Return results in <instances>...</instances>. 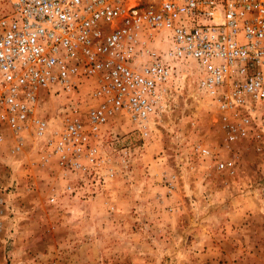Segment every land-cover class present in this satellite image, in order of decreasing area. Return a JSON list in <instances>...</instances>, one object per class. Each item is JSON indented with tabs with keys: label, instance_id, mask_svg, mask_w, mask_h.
Masks as SVG:
<instances>
[{
	"label": "built area",
	"instance_id": "obj_1",
	"mask_svg": "<svg viewBox=\"0 0 264 264\" xmlns=\"http://www.w3.org/2000/svg\"><path fill=\"white\" fill-rule=\"evenodd\" d=\"M6 2L0 165L5 146L18 167L56 168L63 193L103 188L114 175L103 146L110 123L123 114L147 136L182 90L181 67L214 107L229 145L264 133V0ZM52 96L55 117L43 106ZM195 149L233 172L232 159ZM25 151L31 157L22 161Z\"/></svg>",
	"mask_w": 264,
	"mask_h": 264
},
{
	"label": "rangeland",
	"instance_id": "obj_2",
	"mask_svg": "<svg viewBox=\"0 0 264 264\" xmlns=\"http://www.w3.org/2000/svg\"><path fill=\"white\" fill-rule=\"evenodd\" d=\"M188 68L147 136L123 114L110 123L103 146L114 175L99 190L63 193L56 168L18 167L2 146L0 264H264V133L229 145ZM43 106L55 117L58 97ZM196 145L232 159L233 172Z\"/></svg>",
	"mask_w": 264,
	"mask_h": 264
}]
</instances>
